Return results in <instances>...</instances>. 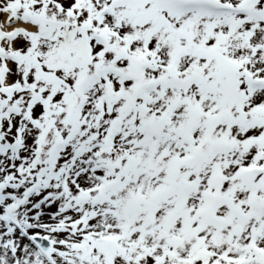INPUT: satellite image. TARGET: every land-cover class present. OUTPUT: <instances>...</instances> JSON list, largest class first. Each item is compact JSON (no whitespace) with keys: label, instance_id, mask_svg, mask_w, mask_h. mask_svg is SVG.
I'll return each mask as SVG.
<instances>
[{"label":"snow or ice","instance_id":"1","mask_svg":"<svg viewBox=\"0 0 264 264\" xmlns=\"http://www.w3.org/2000/svg\"><path fill=\"white\" fill-rule=\"evenodd\" d=\"M0 264H264V0H0Z\"/></svg>","mask_w":264,"mask_h":264}]
</instances>
